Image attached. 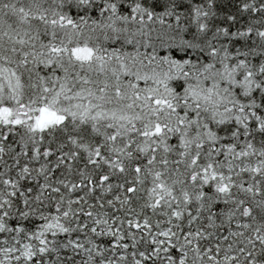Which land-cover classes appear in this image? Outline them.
Instances as JSON below:
<instances>
[{
	"label": "snow or ice",
	"instance_id": "6c2138e0",
	"mask_svg": "<svg viewBox=\"0 0 264 264\" xmlns=\"http://www.w3.org/2000/svg\"><path fill=\"white\" fill-rule=\"evenodd\" d=\"M0 264H264V0H0Z\"/></svg>",
	"mask_w": 264,
	"mask_h": 264
}]
</instances>
